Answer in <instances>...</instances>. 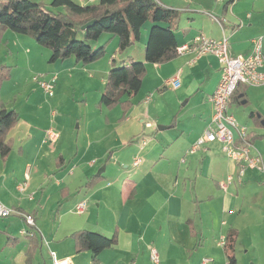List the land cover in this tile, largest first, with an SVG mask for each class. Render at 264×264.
<instances>
[{
	"label": "crops",
	"instance_id": "crops-1",
	"mask_svg": "<svg viewBox=\"0 0 264 264\" xmlns=\"http://www.w3.org/2000/svg\"><path fill=\"white\" fill-rule=\"evenodd\" d=\"M35 1L49 4L45 0ZM159 2L180 16L175 30L178 47L198 34L215 39L227 36L234 56H248L253 39L262 38L264 54V0ZM150 28L148 23L138 42V46L144 47L142 53L136 50V45L120 59L130 57L145 62L142 88L132 98L127 112L117 105L108 109L106 116L105 125L131 124L129 133L123 141H96L98 154L92 158L89 155L93 141L52 142L55 147L52 146L50 165L47 171L42 168L40 172L45 184L40 189L42 202L49 190L55 191L59 210L55 229L50 231L41 222L42 208L28 207V211L34 208L38 211L33 226L27 223L18 233L12 231L11 225L0 226V264H55L53 252L58 261L69 264H154L152 248L158 250L161 264H226L223 243L230 229L238 232L236 248L243 235L249 237L245 244L246 252L251 253L249 264H264V172L247 169L241 176L240 166L226 155L220 142L206 143L194 154L189 152L211 124L214 112L211 95L220 82L223 66L214 54L193 52L179 53L160 64L147 62L145 47ZM102 37L103 42L110 40L108 48L116 47L107 59L111 69V60H119L115 54L118 38L109 34ZM29 39L34 41L27 34L7 30L0 52L6 48L13 58L17 54L14 47L23 53V44ZM43 48L47 51L41 61L48 63L45 67L49 68V77L56 76V82L63 71L71 74L83 70L90 79H96L98 71L94 64L83 66L73 57L49 63L51 53ZM261 71L264 72V63ZM101 73L107 79V68ZM176 76L179 78L176 98L188 99L184 108L166 110L169 105L163 100L166 93L157 91L170 88L167 80ZM231 105L230 111L236 113L237 120L248 127L254 139L253 152L261 154L264 163V85L245 86ZM20 115L17 123L20 129L15 131V125L8 132L13 149L5 159L0 155L4 174L0 176V184L11 193L9 179H17L14 163L23 161L24 177L31 178L29 170L41 163L40 148L47 145L46 141H18L23 129L22 111ZM26 133L30 136L28 129ZM148 133L150 139H146ZM130 135L140 137V141H134ZM103 166V178L87 188L86 183ZM229 175L235 177L234 182L227 181ZM2 203L20 208L23 200L5 198ZM81 203L85 204L83 212L77 210ZM84 229L108 237L117 233V243L94 261L91 251L77 252L71 237ZM236 257L237 264H248L242 263L238 253Z\"/></svg>",
	"mask_w": 264,
	"mask_h": 264
},
{
	"label": "trees",
	"instance_id": "trees-1",
	"mask_svg": "<svg viewBox=\"0 0 264 264\" xmlns=\"http://www.w3.org/2000/svg\"><path fill=\"white\" fill-rule=\"evenodd\" d=\"M232 2L226 3L225 7ZM180 20L173 9L163 6L159 0H97L78 4L74 0H52L50 4L35 0H0V43L7 30L27 34L47 48L49 62L74 58L77 64L86 66L97 61L107 52L110 40L98 48L97 42L104 34L118 38V52H125L141 40L146 23H151L145 47L146 61L160 64L178 56V41L175 30ZM92 23L87 28V24ZM99 43V42H98ZM146 74L143 61L127 58L125 61L111 60L105 89L100 105L113 108L120 105L124 112L131 107V100L142 88ZM11 77V67L0 65V86ZM246 85H239L234 97ZM19 114L8 109L0 100V155L5 159L13 149L8 132L19 121ZM251 142L253 137L249 135ZM104 166L89 179L87 188H92L103 178ZM61 203L59 208H61ZM77 252L91 251L93 260L107 248L117 243V233L108 237L100 232L79 230L71 234ZM238 232L230 229L224 241V251L230 264H237L236 241Z\"/></svg>",
	"mask_w": 264,
	"mask_h": 264
},
{
	"label": "rangeland",
	"instance_id": "rangeland-1",
	"mask_svg": "<svg viewBox=\"0 0 264 264\" xmlns=\"http://www.w3.org/2000/svg\"><path fill=\"white\" fill-rule=\"evenodd\" d=\"M45 1H49V4L52 2V0ZM40 2L45 3L44 1ZM147 25L148 23L145 24L142 32L146 31L144 29ZM148 38L149 35L147 37V41ZM27 41L28 43L23 44V53L19 51L20 49L18 47H14L17 54H15V57L13 58L10 56V52L8 49L6 50V48L2 49V52H0V65L2 64L11 67V74L14 75L2 82L0 86V100H2L5 104L6 108L16 110L19 117L21 116L20 111L23 113V124L21 126L23 129L19 134L18 141L47 142V145L42 144V147L40 148L42 150L41 163L39 165H33L32 170H29L31 178L24 177L25 174H23V172L26 169V165L23 161L19 163L16 162L14 163V166L16 167L15 175L17 176V179H12V177L9 179V185L11 186L12 193L6 189L5 185L2 186V184H0L1 202L5 198L16 201L18 199L23 200V204L20 208H14L10 204H6L7 208L13 210V213L6 218H0L1 227L11 225L12 231L16 233H18L20 229H23V225L28 223L27 218L22 214H18L16 212L17 210L22 211L21 213L23 214L31 215L35 220L39 217L38 211L35 210L36 208L28 211V207H37L39 210L42 208L40 211L41 222L48 230L53 231L55 229V223L59 212L58 205L54 200V198H56L55 191L49 190L44 202H42L43 190L40 189L42 184L45 185L44 179H41L40 172L42 168H45L46 171L48 170V166L51 162V156L53 154L52 146L54 144L52 143V139L48 136V131L52 130L56 132L58 135V139L56 141H93V146L91 147V153L89 155L92 158L94 154H98L96 151L98 150L97 144H95L96 141H123V138L127 135L126 133H129L128 129L131 125L126 123L120 125L119 127H117L116 124L105 125L106 116L111 108L105 105H100V99L106 86L105 80H107L103 78L104 73L101 72L107 68L106 76L108 77L110 70V67L107 64L108 55L109 52L112 54L113 49L116 47L113 48L109 46V48H107V52L103 56H101L97 61L88 64H94L95 67H97L96 70L98 72L95 80L90 79L87 73L83 70H79V72H73L71 74H69V71L60 72L58 80L54 84V94L53 96H49L44 88L39 85L38 80L36 79V77L41 74L46 76V80L50 79L49 76L51 73L48 72L49 68L46 69L45 67L48 63L46 64L41 61L42 57L45 55L44 53H46L44 51L47 50H44L43 47L36 44L32 39ZM103 41L104 38L101 37L99 41L93 42L92 45L95 48H98L105 43ZM138 45V42L134 44V46H136V50L142 53L144 47ZM129 49L125 52H118L117 50V52H115V54L119 57V60L117 61H120L121 58L127 56V51H129ZM16 55H19L18 59ZM30 60L31 65H29ZM177 91L178 90L173 87L164 89L163 91H157V94L163 92L166 93V97L163 99L164 102L169 103L168 107L166 106L165 108L166 110H169L172 107L178 109L180 106H182L181 108H184L183 104L188 98H176L175 94ZM186 106L187 105L185 104V108ZM232 106L233 105L230 106L231 109L233 108ZM230 112L233 113L232 111ZM158 122L160 124L164 121ZM190 122L191 121H189V124ZM17 125L18 124L15 126L16 129L14 128L15 131L20 129L18 127L19 125ZM29 125L32 129L29 128ZM27 129L30 132L31 137L27 135ZM132 130L130 131L132 132ZM170 133L173 136L176 134V132ZM150 135L151 134L149 133L145 135L146 139H150ZM130 137H132L134 141H140V137L136 138L132 135H130ZM16 151L18 152V147ZM2 169L3 168L0 164V176L4 175L2 174ZM11 175L12 174H9V176ZM19 185H24L25 190H18ZM28 185L30 188L27 187ZM41 205L43 206L41 207ZM14 209L16 211H14ZM242 237L243 240L241 243L237 245V248L235 247L236 253L242 256V263L249 264L251 260V253L249 254V252H246L247 247L245 246L249 237H246L245 235Z\"/></svg>",
	"mask_w": 264,
	"mask_h": 264
},
{
	"label": "built area",
	"instance_id": "built-area-1",
	"mask_svg": "<svg viewBox=\"0 0 264 264\" xmlns=\"http://www.w3.org/2000/svg\"><path fill=\"white\" fill-rule=\"evenodd\" d=\"M95 1L97 0H88L90 3ZM184 52H193L197 55L214 54L223 66L220 82L211 95L214 109L211 124L192 145L189 152L194 154L206 143L220 142L226 155L240 166L241 176L247 169L264 172L263 158L261 154L253 152V142L249 139L248 127L241 124L230 112L231 100L239 85H264V72L261 71L264 63L263 39H253L252 52L248 56H234L230 51V41L227 36L215 39L198 34L190 42L178 47V53ZM36 79L46 93L53 96L56 76L46 80V76L41 74ZM167 86L177 88L179 78L176 76L168 79ZM48 136L53 142L58 139V135L52 130L48 131ZM227 181L234 182L235 177L229 175ZM20 189L25 190V186L20 185ZM77 210L83 212L85 204H79ZM16 212L25 216L32 226L35 224V219L31 215L23 214L19 210ZM11 213L13 210L0 201V218H6ZM52 256L55 264H69L66 261H58L54 252ZM151 258L154 264H161L156 248L151 249ZM226 264L230 262L227 260Z\"/></svg>",
	"mask_w": 264,
	"mask_h": 264
},
{
	"label": "water",
	"instance_id": "water-1",
	"mask_svg": "<svg viewBox=\"0 0 264 264\" xmlns=\"http://www.w3.org/2000/svg\"><path fill=\"white\" fill-rule=\"evenodd\" d=\"M92 23H89V24H87L86 26H84L83 28L85 29V28H87L88 26H90ZM159 128L160 129H163V128H165V127H163V126H159Z\"/></svg>",
	"mask_w": 264,
	"mask_h": 264
}]
</instances>
